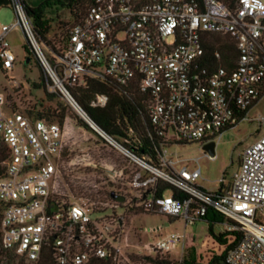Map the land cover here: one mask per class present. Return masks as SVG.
Returning <instances> with one entry per match:
<instances>
[{"label":"built area","instance_id":"built-area-1","mask_svg":"<svg viewBox=\"0 0 264 264\" xmlns=\"http://www.w3.org/2000/svg\"><path fill=\"white\" fill-rule=\"evenodd\" d=\"M16 20L0 27V72H11L14 56L7 34L19 28L45 82L71 106L69 93L85 80L133 88L144 99L150 154L137 157L109 136L132 169L112 170L125 189L118 196L127 211L181 219L191 225L208 209L221 214L241 237L220 264H264V135L243 149L237 170L217 189L196 184L198 169L177 167L167 147L214 143L223 130L245 118L264 89V2L235 0H97L66 37L45 56L25 13L24 0H9ZM233 57L223 59L221 47ZM45 47V46H44ZM209 48L213 50L208 51ZM10 90L18 87L6 80ZM107 97L95 95L91 107ZM65 126L34 117L0 90V146L5 149L0 176V248L15 264H118L121 248L142 259L180 264L184 234L128 243L124 215L93 219L101 211L83 199H56L60 167L69 156ZM102 139V138H101ZM215 144V143H214ZM83 162L84 155L67 164ZM109 172V171H108ZM159 183L175 190L163 195ZM131 190L134 195L129 196ZM159 192V193H158ZM112 205V208L116 207ZM166 223L164 226H166ZM162 227L142 230L157 234ZM139 234V232H137ZM121 237V238H120ZM121 242V243H120ZM120 244L122 246H120ZM179 246V257L171 259Z\"/></svg>","mask_w":264,"mask_h":264},{"label":"rangeland","instance_id":"rangeland-1","mask_svg":"<svg viewBox=\"0 0 264 264\" xmlns=\"http://www.w3.org/2000/svg\"><path fill=\"white\" fill-rule=\"evenodd\" d=\"M42 0H24L26 6L34 7ZM264 2V0H262ZM16 20L12 7L0 6V27L9 26ZM68 14L66 11L59 13V22L66 23ZM70 23L57 25L52 24L50 32L46 36L47 41L54 48L57 47L60 39V33L65 31ZM9 50L14 56V63L11 72L5 76L0 72V90L4 89L7 97L13 103H16L22 111H44L47 108H56V101H48L44 92H52L48 88L44 79L43 86L38 89L33 88L40 83L39 77H43V73L36 63L34 56L29 51L26 40L19 28L10 31L6 36ZM43 53L48 57V51L52 50L39 41ZM26 47L27 52L24 50ZM45 46V47H44ZM28 63L25 64V59ZM8 78L14 79L19 83L18 87L10 90L6 83ZM68 108L67 115L64 119L65 126V142L68 147L69 156H66L60 167V179L57 186L56 199L68 202L73 199L81 198L87 204L93 207H100L106 203V206L92 213L93 219H108L111 217H119L124 215L125 231L121 234L127 237L128 243L134 242V237L140 235L141 243H148L158 239L159 237L169 234H184L186 244L192 238L196 250L199 251L201 240L206 236V224L202 221H196L191 225L184 226L181 219H171L163 215L142 213L139 211H127L122 205L118 206V201L110 198V193L118 195L125 189L118 184V179L112 174V170L118 168L132 169L131 164L118 152L117 149L110 146L105 141H101L94 134L79 127L75 116L77 114L71 106L61 97ZM264 135V89L260 98L252 105L246 113L245 118L240 120L232 128L223 130L220 137L214 140V157L208 158L202 154V151L195 143L173 145L167 147L168 153L175 154L173 157L178 159L177 167H186L188 170L198 169L200 179L196 184L206 191L215 190L219 187L223 178L227 183L232 174L237 170L239 165L240 154L245 147L253 143L258 137ZM84 155L88 166L83 162L75 165H68L69 157ZM112 169V170H110ZM109 171V172H108ZM118 189L119 192H118ZM129 196L134 193L127 190ZM169 188L163 189V195H170ZM117 206L112 208V205ZM168 223L166 226H164ZM155 227H162L157 233H142V230H149ZM224 224H214L212 230L214 233L221 232L225 229ZM139 232V234H137ZM121 238V237H120ZM121 243V242H120ZM120 246H122L120 244ZM131 248H121L118 254V264H158V257L142 259L136 257L132 253ZM185 253V250H184ZM179 246L176 247L175 253L170 255L171 259L179 257ZM168 264H176L169 262Z\"/></svg>","mask_w":264,"mask_h":264},{"label":"trees","instance_id":"trees-1","mask_svg":"<svg viewBox=\"0 0 264 264\" xmlns=\"http://www.w3.org/2000/svg\"><path fill=\"white\" fill-rule=\"evenodd\" d=\"M96 1L97 0H42L34 7L25 5V13L30 21L36 39L53 50L54 48L46 39L52 24L57 22V25L61 24L64 26L70 23L71 26L78 23L89 7L94 5ZM219 1L228 6L233 5L235 2V0ZM8 5L11 7L9 0H0V6ZM62 11H66L68 14L66 23L59 22V13ZM66 32L67 30L60 33L59 42L65 39ZM24 50L27 52L26 47H24ZM212 50V48L208 49L209 52ZM221 51L223 52V59L233 57L234 55V50L231 46L223 45ZM39 80V84H32L33 88L38 89L39 86H43L44 78L39 77ZM69 93L86 116L107 136L129 150L135 156L141 157L150 154L155 160L154 153L150 150L147 137V132L150 131V127L147 121L146 105L144 104L143 97L135 89H122L107 81L87 79L83 86L70 88ZM44 95L48 101H56V108H47L44 111H30V114L34 117L44 118L50 122L62 125L67 115V104L61 100L60 95L57 93L44 92ZM95 95H104L107 97L106 104L103 107H91L89 105L90 100ZM75 120L79 127L94 134L103 141V139L93 132L81 118L75 116ZM4 157L5 149L3 146H0V176L3 172L2 161ZM159 185V192L165 188H169L171 192L175 194V190L167 184L159 183ZM200 221L206 224L207 230L206 236L201 240L199 245L201 249L199 251L196 250L195 244L191 238L185 246V253L180 264L223 263L227 253L239 241L241 232L237 229L227 230L225 228L221 232L214 233L212 230L214 224L235 225L225 220L221 214L211 209L206 211ZM0 264H15L14 257L3 252L1 248ZM158 264H168V262L161 260Z\"/></svg>","mask_w":264,"mask_h":264},{"label":"water","instance_id":"water-1","mask_svg":"<svg viewBox=\"0 0 264 264\" xmlns=\"http://www.w3.org/2000/svg\"><path fill=\"white\" fill-rule=\"evenodd\" d=\"M28 58L25 59L24 63L27 64L28 63ZM78 111L81 113L77 115L79 118H81L87 125L88 127L95 132L100 138L104 139V136L107 137V135L102 132L87 116L86 114L80 109L79 106H76ZM200 151H202L204 154H206V157L208 158H213L214 157V143H208L206 145H203L200 148ZM110 198L118 201V202H122L123 201V197L115 195L114 193H110Z\"/></svg>","mask_w":264,"mask_h":264},{"label":"bare ground","instance_id":"bare-ground-1","mask_svg":"<svg viewBox=\"0 0 264 264\" xmlns=\"http://www.w3.org/2000/svg\"><path fill=\"white\" fill-rule=\"evenodd\" d=\"M72 109L79 115H81V113L78 111L77 107L73 105ZM83 116V115H81Z\"/></svg>","mask_w":264,"mask_h":264},{"label":"flooded vegetation","instance_id":"flooded-vegetation-1","mask_svg":"<svg viewBox=\"0 0 264 264\" xmlns=\"http://www.w3.org/2000/svg\"><path fill=\"white\" fill-rule=\"evenodd\" d=\"M202 154L206 157V154H204L203 152H202Z\"/></svg>","mask_w":264,"mask_h":264},{"label":"crops","instance_id":"crops-1","mask_svg":"<svg viewBox=\"0 0 264 264\" xmlns=\"http://www.w3.org/2000/svg\"><path fill=\"white\" fill-rule=\"evenodd\" d=\"M248 111H249V110H248ZM248 111H247V112H248Z\"/></svg>","mask_w":264,"mask_h":264}]
</instances>
